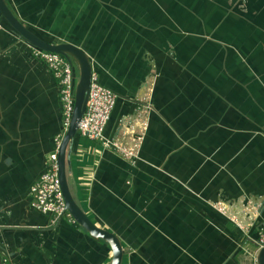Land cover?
Masks as SVG:
<instances>
[{
  "label": "crops",
  "instance_id": "1",
  "mask_svg": "<svg viewBox=\"0 0 264 264\" xmlns=\"http://www.w3.org/2000/svg\"><path fill=\"white\" fill-rule=\"evenodd\" d=\"M88 55L115 93L67 145L69 192L119 264H252L264 218V0H4ZM74 77L77 68L72 64ZM62 130L57 78L0 14V263L109 264V244L31 204Z\"/></svg>",
  "mask_w": 264,
  "mask_h": 264
},
{
  "label": "built area",
  "instance_id": "2",
  "mask_svg": "<svg viewBox=\"0 0 264 264\" xmlns=\"http://www.w3.org/2000/svg\"><path fill=\"white\" fill-rule=\"evenodd\" d=\"M33 53L46 64L47 68L57 78L58 97L62 112V130L54 137V146L47 153L43 170L29 186L31 204L39 211L51 214V222L63 215H66L70 221H74L65 208L57 177L56 161L59 140L68 124L73 103L75 77L72 64L63 55L54 51L33 46ZM114 99L115 93L113 90L102 85L91 72L87 97L81 117L77 121L76 132L88 139L100 140L103 144L111 145L123 155L130 156L134 154L133 148L122 146L105 138L102 134ZM257 245L258 247H264V218L259 226ZM252 264H258L255 257Z\"/></svg>",
  "mask_w": 264,
  "mask_h": 264
},
{
  "label": "water",
  "instance_id": "3",
  "mask_svg": "<svg viewBox=\"0 0 264 264\" xmlns=\"http://www.w3.org/2000/svg\"><path fill=\"white\" fill-rule=\"evenodd\" d=\"M0 14L23 40L27 41L32 46L63 55L70 64H74L77 68L78 79L74 85L72 109L68 124L60 137L56 152L57 177L66 210L74 221L79 223L89 234L99 236L109 244L111 251L109 264H119L122 250L117 235L94 224L87 218L73 200L65 178L64 168L65 163H68V160L65 159L67 145L76 132L77 121L81 117L87 97L88 83L91 74V65L88 55L79 46L71 42H48L35 35L17 19L4 0H0ZM255 258L258 264H264V247L257 248Z\"/></svg>",
  "mask_w": 264,
  "mask_h": 264
},
{
  "label": "rangeland",
  "instance_id": "4",
  "mask_svg": "<svg viewBox=\"0 0 264 264\" xmlns=\"http://www.w3.org/2000/svg\"><path fill=\"white\" fill-rule=\"evenodd\" d=\"M77 79H78V75H77V73H76V76H75V78H74V81L76 82Z\"/></svg>",
  "mask_w": 264,
  "mask_h": 264
}]
</instances>
